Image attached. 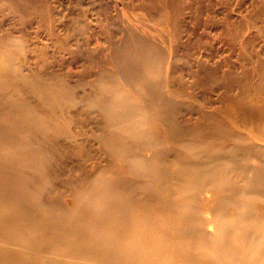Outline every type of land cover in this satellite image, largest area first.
<instances>
[{"label": "bare ground", "instance_id": "bare-ground-1", "mask_svg": "<svg viewBox=\"0 0 264 264\" xmlns=\"http://www.w3.org/2000/svg\"><path fill=\"white\" fill-rule=\"evenodd\" d=\"M7 1L19 13L26 11V4L35 9L45 6L40 3L44 0ZM148 9L157 22L165 17L170 22L167 6ZM119 19L122 39L93 59L91 93L84 100L88 123L95 114V141L111 177L93 183L88 175L79 178L81 184L72 185L78 203L71 207L45 204L48 192L15 207L9 202L11 191L25 186L26 172L32 180L40 178L43 186L55 185L58 172L49 160L59 151L57 135L67 131L56 109L69 100V93L62 86L43 88L35 81L27 84L28 89L20 86L6 56L12 49L20 51L22 42L0 45V264H138L133 258L137 248L125 247L120 238H131L135 229L143 236H157L166 253L182 260L194 257L205 264L210 254L207 264H264V57L247 55L256 60L257 73L250 71L244 42L241 72L233 69L222 76L219 68L207 71L201 62L192 83L180 69L175 71V62L180 61L176 50L171 48L166 66L167 53L155 38L127 14ZM179 24L172 23L173 39L176 27L182 31ZM67 39L58 42L68 45ZM215 82L224 88L222 100L230 103L211 112L212 102L206 98L210 90L201 96L197 91ZM11 85L16 92L5 97L1 90ZM257 97L262 101L254 105ZM193 111L203 119L199 126L188 123L186 115ZM156 121L164 138L176 142L174 148H157L163 137L155 134ZM147 146L154 148L152 155L136 153ZM86 183L90 188L100 184L101 194L110 189L115 196L129 191L136 201L151 204L152 215L159 218L134 214L141 222L129 221L135 209L127 218L125 206L123 211L117 205L119 198L115 204L103 201L104 208L94 189H82ZM39 244L43 254L38 257Z\"/></svg>", "mask_w": 264, "mask_h": 264}, {"label": "rangeland", "instance_id": "rangeland-1", "mask_svg": "<svg viewBox=\"0 0 264 264\" xmlns=\"http://www.w3.org/2000/svg\"><path fill=\"white\" fill-rule=\"evenodd\" d=\"M25 1L28 0H22V2ZM40 3L45 6L35 9L26 4V11L19 13L15 12L16 10L11 4L9 5L7 0H0V45L5 42L14 44L18 41L22 42L20 51L12 49L13 52L10 51V55L6 56L13 64L12 69L15 75L21 79L18 81L20 86L28 89L27 84L35 81L40 82L43 88L56 86L57 89H61L62 86L68 91L69 100L59 104L56 109L67 131L57 135L56 146L59 147V151L49 160L58 172L55 185L43 186L40 178L32 180L30 174L26 172L23 175L26 187L12 190L9 194V202L13 207L22 200L35 201L47 192V199H44L45 204L53 206L54 203H59L67 207L75 206L78 202L72 195V185H78L79 178L88 175L91 179L90 183L110 179V168L106 165L98 143L95 141L93 132L94 122H96L95 114L88 123L86 119L88 107L84 105V100L91 93L95 70L90 67L93 59H98L100 50L122 39L121 35L124 31L123 23L119 19L121 14H127L128 17L134 19L133 23L136 26L155 38L163 49L162 53H167L164 59L166 66L172 57L171 48L176 50L180 55V61L175 62V71L178 74L180 69L183 78L192 83L194 73L199 71L201 62H205L207 71L219 68L222 76L233 69L241 72L244 64L240 63L239 56H242L244 42H246V49L244 48L246 67L250 71L257 73L256 60L249 59L247 55L254 57L260 54L264 57V0H173V2L170 0H46L45 2L44 0ZM151 6L157 9L167 6L171 23L166 22V17L160 22L151 17L148 12ZM44 15H47V20L44 19ZM178 22H180L182 31L176 27L173 39L172 23L176 26ZM170 27L172 29H169ZM63 38H68V45L58 42ZM73 48L79 52H72ZM84 53L87 56H84ZM206 90H210L206 98L212 102L208 108L209 111L215 112L222 105L227 106L230 103V101L222 100L224 88H220L218 82H215L212 87L208 84L199 86L197 93L201 96ZM1 91L5 97H12L16 92L12 85L9 89L5 86ZM32 101L35 103V96ZM261 101V97H257L252 103L259 105ZM199 103H204V101H199ZM182 114L184 115L183 112ZM186 116L191 125H201L203 119L197 115V111L189 112ZM152 126L154 130L156 129V136L163 137L162 145L157 148L168 149L176 146V142L167 137L164 138L163 133L160 132L161 129L158 128L159 121ZM153 150L154 148L147 146L137 150L136 153L150 156ZM39 158L41 161L45 160L42 155ZM251 160L252 164L258 166L256 160ZM30 173L34 177L33 172L30 171ZM123 174L124 177H128L126 172ZM171 178L176 181L178 177L173 174ZM99 186L100 184H96L93 186L95 188L91 187L94 189L95 196H98L97 202L114 203L116 198H119L118 203H115L121 204L119 207L122 210L125 206L126 212L123 211L127 218L130 213L131 216L135 214L138 217L140 215L147 218H159L152 215L154 210L151 204L136 201L129 191L120 193L116 197L113 189L101 194ZM91 188L90 184L86 183L82 189ZM126 194L127 197L130 196L129 200L132 198L129 207V200L122 199ZM204 199L207 205L208 199L206 197ZM124 201L127 202V206ZM103 205L104 208L107 207V204L103 203ZM118 209L113 211L115 217H118ZM96 211H100V208ZM132 212H134L133 215ZM135 215L129 218V221L135 222L141 219ZM160 221L162 222L160 219L157 220V223H161ZM133 232L135 233L131 238L123 235L120 238L125 243V247L134 250L137 248V251L133 252V258L138 264H198L194 257L182 260L175 253H166L157 236L150 234L143 236L136 229ZM2 237L0 236V239ZM131 240L135 243H130ZM41 247L39 244L38 257L43 254ZM207 255L205 257L208 262L210 254Z\"/></svg>", "mask_w": 264, "mask_h": 264}]
</instances>
